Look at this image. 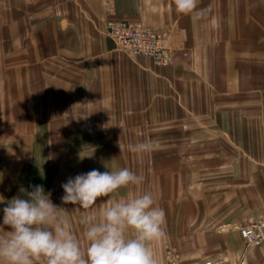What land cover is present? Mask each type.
<instances>
[{
  "label": "crops",
  "instance_id": "0c3cea01",
  "mask_svg": "<svg viewBox=\"0 0 264 264\" xmlns=\"http://www.w3.org/2000/svg\"><path fill=\"white\" fill-rule=\"evenodd\" d=\"M110 18L169 31L171 65L118 49ZM144 140L150 151L129 150ZM86 144L115 147L114 168L145 177L131 193L150 191L165 210L157 264H170L162 241L171 264H264L239 231L264 217V0H196L191 13L175 0H0V195L51 169L54 194L84 163L98 169ZM52 201L62 217L82 209ZM80 220L71 230L86 248Z\"/></svg>",
  "mask_w": 264,
  "mask_h": 264
},
{
  "label": "clouds",
  "instance_id": "9594fccd",
  "mask_svg": "<svg viewBox=\"0 0 264 264\" xmlns=\"http://www.w3.org/2000/svg\"><path fill=\"white\" fill-rule=\"evenodd\" d=\"M181 13L196 10V0H175ZM155 142L144 140L129 144L134 153H146ZM2 179V176H0ZM145 180L127 167L100 171L92 169L62 184L64 204L82 208L103 206L97 215L83 216L86 248L73 234L68 219L60 216L43 184L21 188V195L5 202L0 223V262L2 264H157L150 242L165 235L166 213L156 206L153 193L143 192L115 201L98 199L127 186L141 185ZM7 226V230L5 229Z\"/></svg>",
  "mask_w": 264,
  "mask_h": 264
},
{
  "label": "built area",
  "instance_id": "2783aa9c",
  "mask_svg": "<svg viewBox=\"0 0 264 264\" xmlns=\"http://www.w3.org/2000/svg\"><path fill=\"white\" fill-rule=\"evenodd\" d=\"M105 32L118 49L131 56L150 59L159 67H169L173 61L176 49L171 43V33L167 30L155 29L141 21L110 18L106 21ZM181 50L184 56H189L187 50ZM239 231L246 248L264 250V217L251 221ZM202 264H248V262L242 257L235 263L218 259L207 260Z\"/></svg>",
  "mask_w": 264,
  "mask_h": 264
},
{
  "label": "rangeland",
  "instance_id": "374dc122",
  "mask_svg": "<svg viewBox=\"0 0 264 264\" xmlns=\"http://www.w3.org/2000/svg\"><path fill=\"white\" fill-rule=\"evenodd\" d=\"M85 141L88 142V138H86ZM96 141H98V140L96 139ZM89 147L95 149L96 151H98V155H97L98 161L93 163L94 166H97L100 171L115 170V168H114L115 162H110V160H109L111 152L112 153L116 152L115 151V147L113 149H111L110 147L101 148L98 145L89 146L88 144H86L84 146H80L79 149L83 150V148L88 149ZM67 148H69L68 149L69 152H71L72 149H73V147H67ZM75 148H77V147H75ZM118 164H120V163H118ZM90 166H91L90 163H88V162L84 163V165L82 167V169L84 170V173H87L89 171V167ZM94 168L95 167H93V169ZM53 174H54V170L53 169L49 170V172H48L49 178L48 179H43V181H42L44 185L51 186L52 180H53ZM35 180H38V178H34V179H32V181L28 182V184L24 185V187H25L24 189H29L30 190V186L31 185L37 184ZM29 183H31V184H29ZM124 189L125 188H121L116 193L109 194L108 196L99 198L98 199V203H99L100 200H109L111 202V201H115L116 199L125 198V197H131L133 195H138L137 193H131L132 189H134V190L136 189L135 186L130 185V188H128L130 190V193H121L120 190H124ZM55 193H57V194H55ZM55 193L51 194L52 200H54L56 202L59 201V203H63L62 199H61V197L64 195L63 188L56 189ZM21 194L22 193L20 192L18 195H21ZM68 204L69 205H73L71 203H68ZM100 212H102V209H95V207H92V206H90L87 209L82 208L81 210L79 208H77V209H73L72 208V209L66 210V212L64 211V217L69 220V222L71 224V227H72V225L74 223L73 220H75V222H77V220L79 218L81 219L83 216H86V215L91 214V213H96L97 215H99ZM76 230L77 231L80 230L81 234H82V231L84 230V226L81 224V225L78 226V228ZM72 231H73V228H72ZM83 245H86V243L82 242V247H83ZM153 245H154L153 241L150 242V247L151 248H154ZM155 246H156V243H155ZM160 246H161V249H164V250L168 251V255L169 256H168L167 260H169V262H167V263H170V264H171V262L174 263V261H173L174 258H178L177 253L174 252L166 244L165 241L160 242ZM171 253H174V254L171 255Z\"/></svg>",
  "mask_w": 264,
  "mask_h": 264
}]
</instances>
